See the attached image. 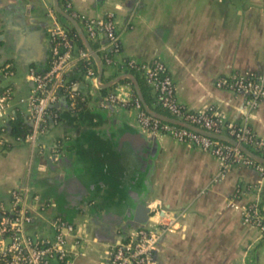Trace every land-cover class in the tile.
Segmentation results:
<instances>
[{
	"label": "crops",
	"instance_id": "obj_1",
	"mask_svg": "<svg viewBox=\"0 0 264 264\" xmlns=\"http://www.w3.org/2000/svg\"><path fill=\"white\" fill-rule=\"evenodd\" d=\"M57 2L65 10L63 1ZM51 6L55 9L54 0H0V64L10 63L13 71L1 83L10 82L15 96L32 86L26 77L29 68L47 66L49 28L71 24L56 9L53 17ZM72 9L93 17L111 13L121 41L119 57L164 60L177 99L189 109L213 104L228 122L243 120L244 96L216 82L237 72L264 75V0H72ZM102 66L98 87L85 84V78L76 82V90L86 85L90 92L96 122L71 119L62 96L54 106L60 118L48 117L38 138L28 178V230L52 237L53 221L61 217L74 226L66 232L76 251L74 264H99L113 244L131 236L137 216L144 218L148 211V223L173 214L176 224L160 239L157 264H264V237L242 223L240 211L243 203L258 199L264 213L260 171L241 164L218 176V159L211 152L142 131L138 110L129 101L100 106V88L127 99L134 89L129 78L131 83L120 79L100 87L124 73ZM148 93L154 94L151 88ZM247 120L264 138V101ZM28 156L25 142L0 147V199L8 200ZM238 186L241 193L235 195ZM140 205L147 211L139 210Z\"/></svg>",
	"mask_w": 264,
	"mask_h": 264
},
{
	"label": "built area",
	"instance_id": "obj_2",
	"mask_svg": "<svg viewBox=\"0 0 264 264\" xmlns=\"http://www.w3.org/2000/svg\"><path fill=\"white\" fill-rule=\"evenodd\" d=\"M62 1L64 9L79 22L87 38L101 41L97 47L101 63L112 66L117 72L134 69L142 73L145 83L156 96V102L171 116L204 130L227 134L247 147L264 152V138L255 134L247 120L249 113L264 101L263 74L247 71L218 78V86L244 96V118L238 123L228 122L213 104L197 110L189 109L177 99L175 85L164 60L154 58L148 62H140L134 58L119 57L121 41L111 13L102 17L86 16L72 9V0ZM49 13L54 17L53 6L49 8ZM48 41V64L41 70L28 69L26 77L32 82V86L23 95L15 96L10 82L1 83L13 71L10 63L0 64V147L11 141L25 142L29 146L24 174L9 190L8 200L0 199V264H74L76 255L75 249L68 243L66 233L73 231L74 226L61 217H56L53 221L55 233L52 237L28 230L27 226L32 219L28 178L38 138L45 131L48 117H56L51 108L64 95L67 96L70 107L75 105L78 85L73 82L70 87L66 83V73L81 60L85 62L84 83L98 87L100 81H97V64L92 53L87 47L76 45L74 35L66 25L54 23L49 28ZM129 98L121 96L117 91H109L98 102L100 106H106L108 103L125 104L129 101L138 110L137 121L142 131L163 133L177 141L211 152L218 159V176L231 166L242 164L255 167L264 178V164L246 155L237 145L152 116L145 111L137 95L132 93ZM17 113L24 116L28 124L23 135H13L8 128ZM240 193L241 187L238 186L235 195ZM32 196V199L37 198L36 194ZM228 203L237 207L233 199ZM240 211L242 223L253 225L260 236L264 237V213L258 199L243 203ZM176 220V215L171 214L139 225L128 239L113 244L99 264H157L156 252L160 239L173 231Z\"/></svg>",
	"mask_w": 264,
	"mask_h": 264
},
{
	"label": "trees",
	"instance_id": "obj_3",
	"mask_svg": "<svg viewBox=\"0 0 264 264\" xmlns=\"http://www.w3.org/2000/svg\"><path fill=\"white\" fill-rule=\"evenodd\" d=\"M67 27L69 28L70 33L74 35L76 45L86 47L83 39L81 38L77 30L72 26V24L68 25ZM88 40L92 49H97L98 45L101 43V41L98 40H90V39ZM109 53L113 54L112 51H110ZM129 70L138 76L136 70L134 69H129ZM84 71H85V62L81 60L77 61L76 64L66 73L65 75L66 83L70 84V87H72L73 82H79L80 80H82ZM138 79L140 83V89L148 106L156 111L170 115L169 112L164 108H162L158 103L157 104L152 103L154 100L156 101V96L154 94L148 93L150 87L145 83V81L141 77H139ZM121 81H128L131 83V81L128 78H123L121 79ZM85 87L77 90L78 96L75 98V105L74 107H70L67 104V106H69L67 112L68 114L71 115V119H74L77 123L94 124L96 122L97 117L94 113L90 112L89 104H88L90 100L89 99L90 94L87 92L88 89H86ZM100 89L104 94L106 88H100ZM133 93L134 95H137L134 89H133ZM64 98L68 100L67 96L65 95ZM51 110H52V114L56 113V117L54 118L59 119L60 118L59 111H57L55 107H52ZM27 127H28L27 122L24 120L22 115L17 113L15 118L10 122L9 130L13 135H23L27 131Z\"/></svg>",
	"mask_w": 264,
	"mask_h": 264
},
{
	"label": "water",
	"instance_id": "obj_4",
	"mask_svg": "<svg viewBox=\"0 0 264 264\" xmlns=\"http://www.w3.org/2000/svg\"><path fill=\"white\" fill-rule=\"evenodd\" d=\"M54 7H55V9L60 14H62L68 21H70V23L72 24V26L77 30V32L79 33V35L83 39V41H84L87 49L96 58L97 63H98L97 81L99 82L100 81V78H101V75H102L103 66H102V63H101V60H100L99 56L92 50V48H91V46L89 44V40H88L85 32L83 31V29L80 26L79 22L73 16H71L67 11L63 10L60 7V5L58 4L57 0H54ZM122 78H129L133 82V85H134V89L136 91V94L139 97L140 101L142 102V105H143V107H144V109H145V111L147 113L151 114L152 116L158 117V118H160L162 120L169 121V122L176 123V124H180V125L186 126L188 128H191L193 130L199 131V132H201L203 134L209 135L211 137L218 138V139H222V140H225L227 142H230V143H232L234 145H237L246 155H248L249 157L253 158L257 162H260V163L264 164V156L263 155H260V154H258L256 152L252 151L246 145L238 142L235 138H233V137H231V136H229L227 134H224V133H215V132H211V131H208V130H204V129L200 128V127L193 126V125H191V124H189V123H187V122H185L183 120H180L178 118H175V117H173L171 115H168V114H165V113H162V112H159V111H156V110L150 108L148 106V104L146 103L145 99H144V96H143L142 91L140 89L139 83H138V81L136 79V76L133 73H131V72L121 73V74L113 77L109 81L101 84L100 87H109L113 83L117 82L118 80H120ZM58 104L59 103L57 102L53 106H57ZM8 128L10 129V126L9 125H8ZM143 209H146V208L144 206L140 205L139 210H143ZM146 211H147V209H146ZM147 213H148V211L145 213L144 218L137 216V222H138L137 223V227L139 225H141V224L147 223L146 222L147 221L146 220Z\"/></svg>",
	"mask_w": 264,
	"mask_h": 264
},
{
	"label": "rangeland",
	"instance_id": "obj_5",
	"mask_svg": "<svg viewBox=\"0 0 264 264\" xmlns=\"http://www.w3.org/2000/svg\"><path fill=\"white\" fill-rule=\"evenodd\" d=\"M2 154V153H1Z\"/></svg>",
	"mask_w": 264,
	"mask_h": 264
}]
</instances>
